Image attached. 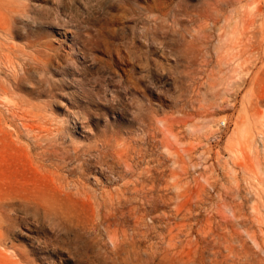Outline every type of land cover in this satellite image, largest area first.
<instances>
[{
	"label": "rangeland",
	"instance_id": "1",
	"mask_svg": "<svg viewBox=\"0 0 264 264\" xmlns=\"http://www.w3.org/2000/svg\"><path fill=\"white\" fill-rule=\"evenodd\" d=\"M0 264H264V0H0Z\"/></svg>",
	"mask_w": 264,
	"mask_h": 264
},
{
	"label": "bare ground",
	"instance_id": "2",
	"mask_svg": "<svg viewBox=\"0 0 264 264\" xmlns=\"http://www.w3.org/2000/svg\"><path fill=\"white\" fill-rule=\"evenodd\" d=\"M7 59V58H6ZM10 59V58H9Z\"/></svg>",
	"mask_w": 264,
	"mask_h": 264
}]
</instances>
